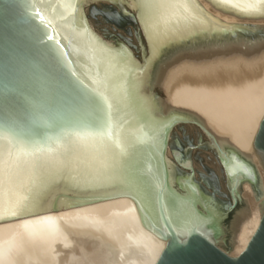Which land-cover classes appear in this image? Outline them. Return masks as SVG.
Masks as SVG:
<instances>
[{
	"label": "water",
	"instance_id": "water-1",
	"mask_svg": "<svg viewBox=\"0 0 264 264\" xmlns=\"http://www.w3.org/2000/svg\"><path fill=\"white\" fill-rule=\"evenodd\" d=\"M40 2L68 5L56 8L55 30L48 25L52 41L42 27L48 24V11L41 12L45 19L39 21L33 0H0V159L11 165L4 205L18 206L15 216L7 211L0 216V225L127 198L149 232L167 243L157 264L178 260L174 232L185 217L176 197L190 196L203 207L200 194L207 191L165 153L168 129L194 124L217 151L219 159L209 147L222 185L223 168L227 172L229 191L223 190L230 201L215 197L211 220L198 223L207 239L202 258L207 264H264L260 0H194L203 11L182 21L181 38L147 73L136 71L138 78L149 80L139 94H129L123 65L95 49L86 0ZM234 3L257 7L242 11ZM114 10L101 14L107 19L104 13ZM157 14L170 15L171 10ZM114 25L127 33L133 27L142 38L134 15ZM114 40L127 41L121 35ZM108 123L111 136L102 141L88 136ZM219 160L223 168L218 172ZM61 167L64 178L38 191ZM98 172L102 182L85 183ZM162 210L171 224L165 238L158 231L164 227Z\"/></svg>",
	"mask_w": 264,
	"mask_h": 264
},
{
	"label": "bare ground",
	"instance_id": "bare-ground-1",
	"mask_svg": "<svg viewBox=\"0 0 264 264\" xmlns=\"http://www.w3.org/2000/svg\"><path fill=\"white\" fill-rule=\"evenodd\" d=\"M128 15H134L142 36L143 26L138 14L125 9L121 17ZM88 21L96 36L108 43H117L105 39L89 17ZM137 42L138 56L132 47L129 51L141 62L146 54L147 40L138 36ZM171 132L165 156L181 171L188 170L184 167L185 161L176 163L171 157ZM207 143L218 157L209 137ZM187 162L191 164L190 160ZM219 168H223L220 160L216 167L218 172ZM223 175V187L229 191L224 168ZM166 244L158 235L149 232L132 203L123 198L0 225V264H157Z\"/></svg>",
	"mask_w": 264,
	"mask_h": 264
},
{
	"label": "snow or ice",
	"instance_id": "snow-or-ice-1",
	"mask_svg": "<svg viewBox=\"0 0 264 264\" xmlns=\"http://www.w3.org/2000/svg\"><path fill=\"white\" fill-rule=\"evenodd\" d=\"M88 4L94 5L87 8V11L92 16L101 14V10L97 11V6L101 4H107L113 6L114 11L104 13L107 19L118 24L125 9L133 10L134 14H138L139 22L143 26L142 38L147 40V47L150 50L146 53L141 62L137 61L132 53L129 51L130 45L127 41L123 44L108 43L102 37L97 36L95 39V49L105 53L113 62L123 65L125 72L127 73L129 83V94H139L141 91L146 90L149 87V80L147 78H138L136 71L141 73H147L151 67V64L160 55H164L170 47L174 46L178 39L181 38V29L185 26L182 21H187L193 16V13L199 9L201 12L203 9L200 5L195 4L194 0H86ZM260 5L264 6V0H260ZM83 6V5H82ZM233 8H239L242 11H247L249 8L255 10L256 5L251 6L234 3L231 5ZM37 7L40 11L37 12ZM68 5L59 4L54 7L53 4H43L40 0H33V13L39 21H44L45 17L41 15V12L48 11L49 19L48 24H42V27L46 33V39L52 41L53 37L48 35V25H52L55 30L56 27V8H65ZM161 9L171 10L170 15H158V11ZM87 32V28L85 29ZM89 40L91 42L92 36L89 34ZM261 45L264 46V40L261 41ZM58 49V45L56 46ZM191 49H177L176 54H186ZM62 59V56L60 57ZM97 85H100L99 81H96ZM167 115V113H165ZM170 132L171 129L169 128ZM112 129L111 124L102 125L97 131L88 133L91 139L102 141L105 137L111 136ZM2 139V138H0ZM199 146V145H197ZM191 148V143L188 145ZM184 159L179 149H177L174 159ZM70 167V165H68ZM184 167L191 168V164L185 161ZM233 167H237L233 165ZM63 167L59 171L50 175L44 184L38 185L37 190H43L50 183H58L62 176ZM167 175V172H165ZM115 179V177H112ZM68 179L79 182L76 177L69 176ZM104 176L99 172L90 177L85 183L102 182ZM203 182V177H202ZM6 183H11V165L8 162L0 159V216L7 211L9 214L15 216L18 206H14L9 203L4 205L6 197ZM211 184V181H209ZM219 192V186L217 185L213 191L202 192L201 202L203 207H198L190 196H177L176 199L183 204V215L185 219L181 220L178 224V228L174 232V244L176 252L174 256L178 255V260L170 259L168 264H207L202 257L204 255V249L207 246V239L205 232L201 230L198 223H207L211 220L209 215L212 207L215 204L216 194ZM44 219H50L45 217ZM162 220L164 227L158 229L162 238L168 236L171 231V224L167 216L164 215L162 210ZM190 220L196 221L191 223ZM161 264H164L161 261Z\"/></svg>",
	"mask_w": 264,
	"mask_h": 264
},
{
	"label": "rangeland",
	"instance_id": "rangeland-1",
	"mask_svg": "<svg viewBox=\"0 0 264 264\" xmlns=\"http://www.w3.org/2000/svg\"><path fill=\"white\" fill-rule=\"evenodd\" d=\"M91 6L94 7V5ZM102 6H105V9L111 8V5L101 4L97 6L98 8L96 10L99 11L100 9L101 12H104L105 9ZM88 17L99 29L100 33L105 39L107 38V40L114 41V39H119V35L123 36L127 41H129L133 50L138 56V39L135 35L133 27H129L130 33H127L125 30L118 28L116 25L109 22L102 14L92 16L88 13ZM189 143H191V148L188 147ZM177 149L180 150L184 159H174V152H177ZM169 150L172 159L176 163H179V161L183 162L190 160L191 164L193 165V169L195 170V172L192 174L196 176L197 182L207 192L213 191L218 185L219 192L216 194V198L223 200L227 204H230L226 192H223L224 190L222 188L223 185L220 181V177L216 176L214 167L211 165L212 152L209 150L207 138L204 132L198 126L194 124L176 125L171 132ZM183 172L186 174H191L189 170H183ZM209 181H211V184H209Z\"/></svg>",
	"mask_w": 264,
	"mask_h": 264
}]
</instances>
